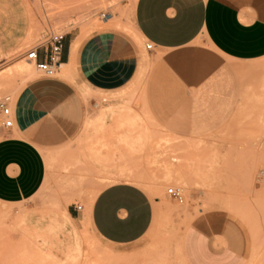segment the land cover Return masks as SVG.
Masks as SVG:
<instances>
[{"label":"rangeland","instance_id":"374dc122","mask_svg":"<svg viewBox=\"0 0 264 264\" xmlns=\"http://www.w3.org/2000/svg\"><path fill=\"white\" fill-rule=\"evenodd\" d=\"M134 3L135 0H0V13L13 11L17 20L27 24L20 43L0 51V77L8 75L0 83V98L9 96L12 105L28 88V78L55 80L76 90L84 115L83 137L78 135L56 148L65 151L56 153L49 184L26 203L0 204V232H8L0 233V264H190L183 250L186 232L207 207L227 215L237 243L244 250L241 264H264V59L248 68L237 108L223 128L209 139L182 143L163 134L159 126L141 121L133 108L140 102L136 90L112 93L97 91L93 86L97 49L102 44L112 48V36L125 37L137 49L139 70L134 82H143L146 42L133 25ZM48 28L66 33L70 45L80 38L69 76L57 70L54 76L46 77L22 57L21 53ZM16 65L31 66L32 70L23 76L10 74ZM86 67L93 72L87 80H81L80 72ZM96 114L102 125L92 130L86 121ZM107 119L115 122L107 124ZM137 135L142 136L140 145L130 146ZM97 149H115L125 158L131 153L132 158L125 162L132 174L135 173L128 169V161H142L147 167L142 176L147 181L130 182L142 184L152 198L153 222L134 243L108 245L91 230L85 209L81 219L67 214V208L74 204L84 206V192L92 197L109 183L128 181L86 168L84 155ZM168 172L174 176L169 177ZM169 186L183 189L182 203L166 193ZM192 188L206 192L207 201L200 205L193 201Z\"/></svg>","mask_w":264,"mask_h":264},{"label":"crops","instance_id":"0c3cea01","mask_svg":"<svg viewBox=\"0 0 264 264\" xmlns=\"http://www.w3.org/2000/svg\"><path fill=\"white\" fill-rule=\"evenodd\" d=\"M133 7L132 21L138 35L152 43L143 61V82H134L139 70L137 49L125 37L112 36V48L102 44L97 49L93 86L112 93L136 90L140 102L133 108L141 121L159 126L163 134L182 143L209 139L235 112L248 68L264 59L262 0H135ZM26 29L27 24L17 20L13 11L0 13V51L16 47ZM80 43L77 38L70 45L65 37L60 74L63 70L66 76L71 74ZM16 70L14 67L10 74L20 75ZM92 72L91 67L84 68L81 80H87ZM7 76H1L0 83ZM28 80V88L10 105L11 125L0 124V204L4 206L33 199L49 184L57 154L65 151L56 148L78 135L83 137V105L76 90L55 80ZM103 102L104 98V106ZM99 105L97 101L95 107ZM101 123L98 114L86 121L92 130ZM141 137L135 136L130 146L138 147ZM124 155L115 149H97L84 155L87 169L128 181L109 183L92 197L84 192L80 210L75 204L67 208L73 219H81L85 209L93 233L113 246L142 238L154 215L148 192L142 184L130 182L147 181L142 177L147 167L134 160L132 168V161H128V169L137 175L132 174L125 162L132 154ZM168 176L173 177V172ZM190 198L198 205L207 201L206 192L199 188L191 189ZM183 250L190 264H241L245 256L227 215L213 207L202 210L188 228Z\"/></svg>","mask_w":264,"mask_h":264},{"label":"built area","instance_id":"2783aa9c","mask_svg":"<svg viewBox=\"0 0 264 264\" xmlns=\"http://www.w3.org/2000/svg\"><path fill=\"white\" fill-rule=\"evenodd\" d=\"M101 16H104V13ZM65 37L66 33L48 28L37 38L32 46L21 53L22 57L32 62L38 72L46 77H52L61 65ZM151 47V42L145 43V49L148 50ZM40 56H42V59H40ZM10 102L9 96L0 98V124L3 126H10L12 123ZM166 193L178 203H182L184 200L183 189L179 186L167 187ZM74 207L76 210H80L82 205L75 204Z\"/></svg>","mask_w":264,"mask_h":264},{"label":"bare ground","instance_id":"6f19581e","mask_svg":"<svg viewBox=\"0 0 264 264\" xmlns=\"http://www.w3.org/2000/svg\"><path fill=\"white\" fill-rule=\"evenodd\" d=\"M30 32H31V30H30ZM62 66V62H61V65L59 66V68ZM15 68H17V72H18V74H20V76H23V75H26L29 71H31L32 70V67L30 66H26V65H16L15 66ZM59 68L57 69V70H59ZM57 72V71H56ZM66 72L67 71H62L61 72V74L62 75H64L65 76V74H66ZM56 74V73H55ZM132 158V157H131ZM126 161V160H125ZM121 162H122V160H121ZM126 175V174H125ZM134 178V177H133ZM131 179V178H130Z\"/></svg>","mask_w":264,"mask_h":264}]
</instances>
